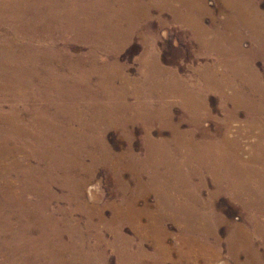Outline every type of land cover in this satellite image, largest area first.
<instances>
[{
	"label": "rangeland",
	"instance_id": "1",
	"mask_svg": "<svg viewBox=\"0 0 264 264\" xmlns=\"http://www.w3.org/2000/svg\"><path fill=\"white\" fill-rule=\"evenodd\" d=\"M0 264H264V0H0Z\"/></svg>",
	"mask_w": 264,
	"mask_h": 264
},
{
	"label": "bare ground",
	"instance_id": "2",
	"mask_svg": "<svg viewBox=\"0 0 264 264\" xmlns=\"http://www.w3.org/2000/svg\"><path fill=\"white\" fill-rule=\"evenodd\" d=\"M244 8V7H243ZM240 10V9H239ZM248 14V13H247ZM178 17H179V15H178ZM242 17H244L243 19H242V21L244 22V23H247V24H249V21L248 20H252L251 19V17H246L245 15L244 16H242ZM253 17V16H252ZM181 19V18H180ZM190 19V18H189ZM194 19V18H193ZM254 21V20H253ZM193 22V21H192ZM189 23H190V21H189ZM197 24H198V22H196ZM200 23V22H199ZM257 24V23H256ZM256 26V25H255ZM258 27H260V26H256V30H259V28ZM199 36H202V34H203V31L202 32H200V30L199 31H197L196 32ZM212 34V33H211ZM239 100H243V98H241V99H239ZM240 101V102H241ZM242 104V103H241ZM258 126V125H257ZM260 126V125H259ZM263 126V125H262ZM254 129H255V127H254ZM261 129H263V128H261ZM243 131V130H242ZM253 132V131H252ZM255 132H257V130L255 131ZM239 133V132H238ZM244 133V132H243ZM251 133V132H250ZM254 134V133H253ZM260 135H262V134H260ZM259 135V136H260ZM238 136V135H237ZM258 139H259V137H258ZM263 139H262V136L260 137V142H262V144H263V141H262ZM239 142V141H238ZM233 146V145H232ZM263 146V145H262ZM255 148H256V146H255ZM260 148V147H259ZM244 233V232H243ZM246 235V234H245ZM245 235H242V239H243V242H245L246 243V245L247 244H250V243H248L249 242V237L248 236H246L245 237ZM250 247V246H249ZM218 257H219V255H218ZM253 259V258H252Z\"/></svg>",
	"mask_w": 264,
	"mask_h": 264
}]
</instances>
